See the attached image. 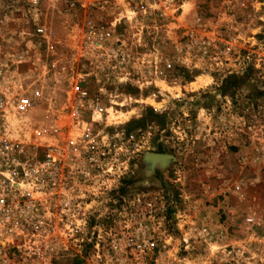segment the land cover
<instances>
[{"label":"rangeland","instance_id":"obj_1","mask_svg":"<svg viewBox=\"0 0 264 264\" xmlns=\"http://www.w3.org/2000/svg\"><path fill=\"white\" fill-rule=\"evenodd\" d=\"M29 8L0 0V84L40 79L55 108L74 82L93 94L103 86L99 128L119 144L120 131L144 137L132 176L92 203L111 214L86 219L107 230L101 256L264 264V0H40L46 41ZM46 43L58 71L45 77ZM141 226L157 243L142 254L127 240ZM65 242L54 264L90 261L75 235Z\"/></svg>","mask_w":264,"mask_h":264},{"label":"built area","instance_id":"obj_2","mask_svg":"<svg viewBox=\"0 0 264 264\" xmlns=\"http://www.w3.org/2000/svg\"><path fill=\"white\" fill-rule=\"evenodd\" d=\"M29 6L35 34L46 41L40 0H29ZM46 44L45 77L58 71L55 46ZM104 90L102 86L93 94L74 82L63 105L55 108L40 79L0 84V264H54L58 247L68 249L69 234L75 235L76 254L87 257V264L113 263L108 251L102 257L98 250L107 230L89 227L86 219L111 214L106 206L99 211L92 203L106 201L121 180L132 176L144 137L120 131L115 135L121 136L119 144L99 128L109 113ZM145 231L141 226L127 239L141 254L157 246ZM201 232L210 233L208 227ZM87 234L98 248L93 254L82 250V235Z\"/></svg>","mask_w":264,"mask_h":264},{"label":"bare ground","instance_id":"obj_3","mask_svg":"<svg viewBox=\"0 0 264 264\" xmlns=\"http://www.w3.org/2000/svg\"><path fill=\"white\" fill-rule=\"evenodd\" d=\"M159 155H153V157L155 158V159H157L156 157H158ZM167 156H169V155H167Z\"/></svg>","mask_w":264,"mask_h":264},{"label":"water","instance_id":"obj_4","mask_svg":"<svg viewBox=\"0 0 264 264\" xmlns=\"http://www.w3.org/2000/svg\"><path fill=\"white\" fill-rule=\"evenodd\" d=\"M151 154H157V155H167V154H158V153H151Z\"/></svg>","mask_w":264,"mask_h":264},{"label":"trees","instance_id":"obj_5","mask_svg":"<svg viewBox=\"0 0 264 264\" xmlns=\"http://www.w3.org/2000/svg\"><path fill=\"white\" fill-rule=\"evenodd\" d=\"M263 95H264V93H263Z\"/></svg>","mask_w":264,"mask_h":264}]
</instances>
